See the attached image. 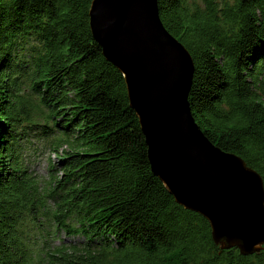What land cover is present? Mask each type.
<instances>
[{
  "label": "trees",
  "instance_id": "obj_1",
  "mask_svg": "<svg viewBox=\"0 0 264 264\" xmlns=\"http://www.w3.org/2000/svg\"><path fill=\"white\" fill-rule=\"evenodd\" d=\"M91 3L0 0V264H264V247L222 249L154 174ZM158 7L194 59L196 122L264 179V0ZM29 136L50 143L61 175L27 168Z\"/></svg>",
  "mask_w": 264,
  "mask_h": 264
},
{
  "label": "water",
  "instance_id": "obj_2",
  "mask_svg": "<svg viewBox=\"0 0 264 264\" xmlns=\"http://www.w3.org/2000/svg\"><path fill=\"white\" fill-rule=\"evenodd\" d=\"M90 27L123 74L157 175L185 208L202 214L222 249L264 247V179L214 144L192 113L188 48L161 20L158 0H92Z\"/></svg>",
  "mask_w": 264,
  "mask_h": 264
},
{
  "label": "rangeland",
  "instance_id": "obj_3",
  "mask_svg": "<svg viewBox=\"0 0 264 264\" xmlns=\"http://www.w3.org/2000/svg\"><path fill=\"white\" fill-rule=\"evenodd\" d=\"M20 144H23L24 147L21 154L24 164L42 181L50 179L51 175L55 173L61 175L59 156L52 150L47 140L29 136L27 140L22 139Z\"/></svg>",
  "mask_w": 264,
  "mask_h": 264
}]
</instances>
